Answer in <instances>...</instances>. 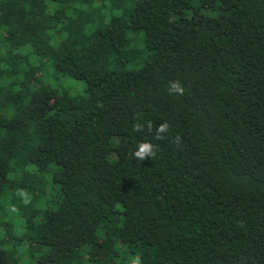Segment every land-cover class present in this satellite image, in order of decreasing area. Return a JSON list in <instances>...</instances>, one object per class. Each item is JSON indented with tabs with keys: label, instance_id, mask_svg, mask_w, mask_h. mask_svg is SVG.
Listing matches in <instances>:
<instances>
[{
	"label": "trees",
	"instance_id": "16d2710c",
	"mask_svg": "<svg viewBox=\"0 0 264 264\" xmlns=\"http://www.w3.org/2000/svg\"><path fill=\"white\" fill-rule=\"evenodd\" d=\"M137 258L264 264V0H0V264Z\"/></svg>",
	"mask_w": 264,
	"mask_h": 264
},
{
	"label": "clouds",
	"instance_id": "9594fccd",
	"mask_svg": "<svg viewBox=\"0 0 264 264\" xmlns=\"http://www.w3.org/2000/svg\"><path fill=\"white\" fill-rule=\"evenodd\" d=\"M172 89H173V91H175L177 93L183 94V89L177 83H174L172 85ZM165 130H166V125L162 124V125H160L158 132L162 133ZM151 152H152V146L150 144L144 143V144L140 145L139 151L136 153V155L140 159H144L146 157V155L151 154ZM134 264H140V261L138 258L134 261Z\"/></svg>",
	"mask_w": 264,
	"mask_h": 264
},
{
	"label": "rangeland",
	"instance_id": "374dc122",
	"mask_svg": "<svg viewBox=\"0 0 264 264\" xmlns=\"http://www.w3.org/2000/svg\"><path fill=\"white\" fill-rule=\"evenodd\" d=\"M71 83L78 84L81 86V88L84 87V85H85V82L83 80L71 79Z\"/></svg>",
	"mask_w": 264,
	"mask_h": 264
}]
</instances>
